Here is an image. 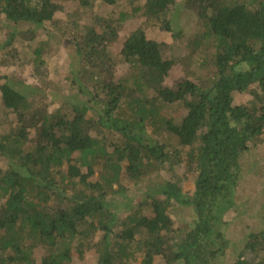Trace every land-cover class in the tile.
<instances>
[{"label": "trees", "instance_id": "16d2710c", "mask_svg": "<svg viewBox=\"0 0 264 264\" xmlns=\"http://www.w3.org/2000/svg\"><path fill=\"white\" fill-rule=\"evenodd\" d=\"M177 2L0 0L15 28L0 26V66L29 77L46 66L58 13L89 11L94 26L59 33L77 57L71 97L46 104L1 77L0 264H78L91 250L97 264H264V236L237 223L236 198L250 171L241 155L263 145L264 0H180L196 28L184 45L203 59L173 79L165 44L117 27L143 20L183 37ZM182 208L191 214L175 217Z\"/></svg>", "mask_w": 264, "mask_h": 264}, {"label": "rangeland", "instance_id": "374dc122", "mask_svg": "<svg viewBox=\"0 0 264 264\" xmlns=\"http://www.w3.org/2000/svg\"><path fill=\"white\" fill-rule=\"evenodd\" d=\"M179 1L180 0L177 2L179 6H176V10H173L172 15L169 14V18H173L175 30L184 31H182L183 34H185L183 37H180L179 35L178 37H173L171 33L161 32L158 30L157 26H150L149 22H145L143 20L123 23L117 27L121 39L125 38L131 30L142 27L146 30L149 38L160 44H165V53L173 58H176L179 63L175 72L176 74L171 75L174 77L173 79L180 76L184 68H187L188 71L195 72L193 74L196 75L200 71L198 64H200L203 59L202 54L191 52V50L184 45L183 41H187L189 36L187 33H196V28L194 24L190 25L184 17ZM90 13L91 12L89 11L86 12V10L83 12L79 10L75 11V8L72 7L69 9V14L58 13L56 15L60 21L58 27L61 28L59 33L62 34V30L65 31L64 29L68 26L69 21H74L72 26H70L73 32L84 33L94 28ZM1 19L2 17H0V26H6V22ZM14 30L15 28L10 25H7L5 28V31L11 33H13ZM59 33L56 32L54 36L48 35L50 36L49 38L47 35L45 36V31H38V35L41 39H44L45 37L50 39V51L45 57L46 66L41 70L40 74L35 77H29L28 72H22L18 68H11L8 71L6 68L0 66V84L5 83V79L1 77L3 74H7V76H10V78L13 79L14 83H11L14 84L16 89L24 95H30L32 93H35L36 95L41 94L40 97H42V99L46 98L43 99V102L46 104L50 103L49 100H51V97H57L65 100L72 96L70 94L76 93L78 86L77 84L73 85L71 79L72 71L77 65V57L72 50L69 49L68 43H64L66 40H70L72 36L69 37V35L67 36L64 34L62 35V38H59ZM19 41L20 40L18 38L15 39L13 43L15 48H19L21 46ZM118 51V46L112 47L113 54H117ZM0 59H3V51L0 52ZM187 63H189L188 67L186 65ZM10 71L15 72L12 73ZM122 74H124L123 70H119L117 73L118 76H121ZM10 78L8 77V79ZM48 82H51V84L49 85ZM39 84H41V86ZM88 95L89 94L84 95L83 97L85 98V96ZM47 97L49 99H47ZM237 99L236 103L244 101L243 96H239ZM54 105L57 106L58 103H55ZM259 140H262L263 145H259L256 148L255 146L252 148L250 147V150L241 155L242 166H246L247 168L249 167L250 171L244 176V181L237 189L236 198L243 203L242 209H245L243 211L245 214L240 216L241 218L237 223L242 225L244 229H246V226H249L252 232L261 233V235L264 236V130L259 135ZM0 165L2 166L5 174L8 167H6V164L2 160L0 161ZM186 191H189V189L187 188ZM132 194L128 197H131V199L134 200ZM139 194L140 191H137L134 195ZM173 213H175V217L181 218L182 216L190 215L191 211L188 208H182L181 210L174 209ZM234 213L235 212L233 211V213L229 214L230 216H227L226 219L230 221L231 215ZM39 256L40 251H35L33 254L34 259H38ZM97 261V254L94 250H91L87 252L84 258L80 259L77 263L97 264Z\"/></svg>", "mask_w": 264, "mask_h": 264}]
</instances>
